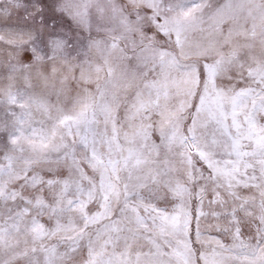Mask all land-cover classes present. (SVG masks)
Instances as JSON below:
<instances>
[{
	"label": "snow or ice",
	"instance_id": "6c2138e0",
	"mask_svg": "<svg viewBox=\"0 0 264 264\" xmlns=\"http://www.w3.org/2000/svg\"><path fill=\"white\" fill-rule=\"evenodd\" d=\"M0 264H264V0H0Z\"/></svg>",
	"mask_w": 264,
	"mask_h": 264
}]
</instances>
